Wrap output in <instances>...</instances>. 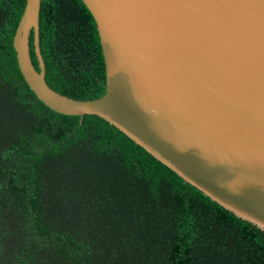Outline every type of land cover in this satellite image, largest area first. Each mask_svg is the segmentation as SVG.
<instances>
[{
	"label": "trees",
	"instance_id": "16d2710c",
	"mask_svg": "<svg viewBox=\"0 0 264 264\" xmlns=\"http://www.w3.org/2000/svg\"><path fill=\"white\" fill-rule=\"evenodd\" d=\"M24 4L0 0V264H264V229L104 119L36 98L12 45ZM38 24L47 85L102 96V52L82 0H41ZM29 52L38 71L32 34Z\"/></svg>",
	"mask_w": 264,
	"mask_h": 264
},
{
	"label": "water",
	"instance_id": "95a60500",
	"mask_svg": "<svg viewBox=\"0 0 264 264\" xmlns=\"http://www.w3.org/2000/svg\"><path fill=\"white\" fill-rule=\"evenodd\" d=\"M40 1L25 0L12 41L36 98L58 114L104 119L264 229V0H82L104 62L105 91L92 100L47 85Z\"/></svg>",
	"mask_w": 264,
	"mask_h": 264
}]
</instances>
